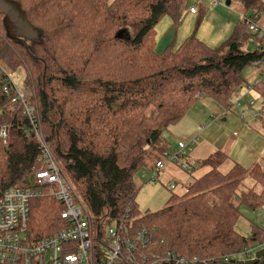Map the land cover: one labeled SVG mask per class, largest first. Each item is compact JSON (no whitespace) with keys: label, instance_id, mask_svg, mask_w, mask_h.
I'll return each mask as SVG.
<instances>
[{"label":"trees","instance_id":"16d2710c","mask_svg":"<svg viewBox=\"0 0 264 264\" xmlns=\"http://www.w3.org/2000/svg\"><path fill=\"white\" fill-rule=\"evenodd\" d=\"M16 1L39 36L27 47L10 40L0 15V63L18 78L33 121L98 235L110 221L127 219L135 229L148 228L161 251L213 264H224L225 255L263 239L261 227L250 225L252 234L244 236L235 224L242 206H264V170L230 163L221 150L197 162L195 168L208 170L194 176L182 195L172 194L163 208L140 215L135 207L137 174L172 150L163 133L200 97L230 106L245 84L243 70L264 56L263 44L242 50L243 42L259 35L250 32L245 17L259 24L263 0H229L242 12L218 46L192 34L160 53L145 43L146 36L164 17L177 26L188 0ZM127 25L136 27L132 38L125 34ZM4 85L0 76V128L7 134L6 142L0 137V196L7 188H34L35 172L44 168L34 124L11 101L12 94L3 93ZM251 86L263 108L264 76ZM246 176L262 185L259 193L243 185ZM63 210L54 197L32 199L27 237L38 241L60 230Z\"/></svg>","mask_w":264,"mask_h":264},{"label":"built area","instance_id":"2783aa9c","mask_svg":"<svg viewBox=\"0 0 264 264\" xmlns=\"http://www.w3.org/2000/svg\"><path fill=\"white\" fill-rule=\"evenodd\" d=\"M223 2L225 4L224 0ZM212 3L217 4L218 1L214 0ZM189 11L195 13L196 9L190 7ZM245 22L250 32L264 38V29L259 26L258 19L245 17ZM261 50L264 54V44ZM251 66L260 70L259 76L252 82L256 84L264 76V56L253 61ZM0 76L5 81L3 93L12 94L11 101L20 104L23 112L34 124L35 134L41 145L40 161L44 167L35 172L34 188H7L0 196V264H213L210 259L201 260L195 256H177L171 252L161 251V248L159 249L161 245L148 228L142 226L135 229L132 222L127 219L110 221L104 228L103 235H98L97 231H94L84 203L64 175L33 121L34 110L29 105L24 91L1 63ZM252 84L246 85L247 92L252 91ZM245 94L237 90L234 97L236 101L230 106L240 107ZM252 104L253 101H250L248 106ZM241 113L243 116L245 111ZM254 116L258 114L254 113ZM211 121L217 122V117L212 115ZM6 136V128L1 127L0 137L4 142ZM192 142L193 139L190 143ZM189 146V143L178 142L172 153L165 152L162 159L155 162L153 168L141 172V177H146L148 181L156 180L159 172L170 162L179 163L187 174H191L196 165L193 166L186 160L180 162ZM178 183L180 182H170L168 188L174 190ZM180 184L186 192L192 187L193 181L185 185ZM40 197H54L63 203L64 210L60 215L65 225L53 235L33 241L26 234L30 202ZM260 227L264 230V224ZM262 248L264 237L242 250L225 255L222 263L251 259L253 250L258 251Z\"/></svg>","mask_w":264,"mask_h":264},{"label":"rangeland","instance_id":"374dc122","mask_svg":"<svg viewBox=\"0 0 264 264\" xmlns=\"http://www.w3.org/2000/svg\"><path fill=\"white\" fill-rule=\"evenodd\" d=\"M212 1L214 0H188V9L184 12L179 24L175 26L169 17H164L146 36L145 43L154 46V50L160 53L170 43L174 42L173 47L175 48L186 37L194 34L210 47L218 46L230 36L233 28L237 25L242 7L237 2L226 6L223 0H215L218 1L217 4H213ZM201 3L204 6V12H202ZM190 7H194L196 12L190 13ZM260 24L264 29V13L261 16ZM123 28L129 38L135 35V26L127 25ZM262 44H264V38L261 35L250 37L243 42L242 50L252 52ZM259 73L258 68L246 67L242 73L245 84H252ZM12 76L21 88L16 75L12 74ZM245 84L240 89L241 94L247 92ZM245 95L240 107H225L211 100L212 105L216 108L214 112L217 113V122L211 121L212 113L210 112H212L213 107L207 106L206 108V105L202 104V100L198 99L179 122L170 126L168 131L163 133L165 142L172 149L169 153L176 149L175 146L178 142L189 143L190 146L185 150V155L180 162L189 159L191 160L190 164L194 166L196 165L195 162L208 158L211 150L213 152L215 147L217 148L215 150H224L226 144L227 147L224 151L228 155L230 163L238 162L245 167L258 165L264 170V125L261 120L264 119V107L262 108V100L258 98L255 92L250 91ZM235 101L234 97L231 98L230 104H234ZM250 101L254 102L248 106ZM241 111H245L243 116ZM254 113H257L258 116H254ZM215 128H218L217 132L214 131ZM233 133L236 135L233 136ZM192 136L193 142L190 143ZM229 166L228 163H225L223 170L226 171ZM170 169H173V172H170ZM195 169L191 174H187L179 163L170 162L167 163L163 171L159 172L156 180L148 181L146 177L137 174L136 183L139 186V191L135 197L137 213L142 215L147 211H157L165 206L172 194L182 195L185 188L180 183L185 185L192 182ZM144 171L146 172V170ZM201 171L203 169L198 173ZM173 181L180 183L176 185L174 190H171L168 188V184ZM243 185L246 188H253L258 193L262 190V185L254 182L249 176L245 177ZM262 224H264V206L257 210H250L242 206L241 216L235 224V229L244 236H250L252 234L250 225L260 227ZM256 251L253 250L251 258H254Z\"/></svg>","mask_w":264,"mask_h":264},{"label":"water","instance_id":"95a60500","mask_svg":"<svg viewBox=\"0 0 264 264\" xmlns=\"http://www.w3.org/2000/svg\"><path fill=\"white\" fill-rule=\"evenodd\" d=\"M226 6L230 5L229 0H225ZM0 15L6 37L27 47L28 40L37 39L39 30L35 28L26 17L25 12L16 0H0ZM264 264V248L256 251L254 258L234 261L235 264Z\"/></svg>","mask_w":264,"mask_h":264},{"label":"crops","instance_id":"0c3cea01","mask_svg":"<svg viewBox=\"0 0 264 264\" xmlns=\"http://www.w3.org/2000/svg\"><path fill=\"white\" fill-rule=\"evenodd\" d=\"M189 12H190V11H189ZM190 13H191V12H190ZM259 26L262 27V25L260 24V22H259ZM199 100H202V104H203V105H206V108H207V106H208V107H213V109H211L212 112H210V113H212V115H215V116H216L217 113L214 112V111H216V108H214V106L212 105L213 102L211 101L212 99H211L210 97L203 96V97H200ZM210 113H208V114H210ZM208 114H206V115H208ZM210 115H211V114H210ZM212 115H211V116H212ZM217 126H218V125H217ZM218 128L220 129L221 127H218ZM218 128H215L214 131L217 132V131H218ZM233 134H234V133H233ZM233 136H234V135H233ZM192 139H193V136L190 138V140H192ZM233 140H235V139H233ZM176 146H177V145H176ZM176 146H175V147H176ZM175 147H173V148H175ZM225 147H227L226 144H225V146H224V150H226ZM215 149H217V148L215 147L213 152L216 151ZM220 150L223 151V152H225L223 149H220ZM213 152H212V150H211V154H212ZM206 153H208L207 150H206ZM225 153H226V152H225ZM211 154H210V155H211ZM186 161L191 162V160H189V159L186 160ZM192 162H195V161L192 160ZM195 163L197 164V162H195ZM199 169H200V170L203 169V171H201L200 173H198V171H200ZM207 170H208L207 167H198V168L195 169L193 176H195V177H196V176H199V175L203 174L204 172H206ZM169 171H170V172H171V171L173 172V169H170Z\"/></svg>","mask_w":264,"mask_h":264}]
</instances>
